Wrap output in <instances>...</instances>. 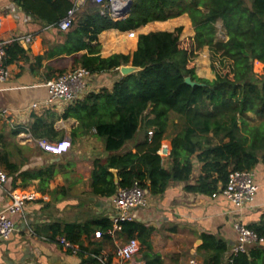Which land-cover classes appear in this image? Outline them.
Listing matches in <instances>:
<instances>
[{
  "label": "trees",
  "instance_id": "16d2710c",
  "mask_svg": "<svg viewBox=\"0 0 264 264\" xmlns=\"http://www.w3.org/2000/svg\"><path fill=\"white\" fill-rule=\"evenodd\" d=\"M21 8L46 26H52L63 40L52 47V53L71 55L85 50L75 63L91 75L116 72L122 65H133L140 70L121 76L111 89L90 92L83 99L68 105L60 114L46 111L32 114L30 130L36 139L56 141L62 137L54 124L60 118H76L75 134L94 130L103 139L104 149L110 152L105 163L95 161L90 186L95 195L113 196L120 187L138 182L151 195L165 192L170 182H188L193 172V158L201 163V172L193 184L185 189L211 196L222 189L233 170L250 171L264 162V0H132L125 18L114 20L93 4L83 12L75 11L70 28L62 31L58 23L75 8L72 0H15ZM187 14L194 28L191 45L183 48L180 35L183 27L173 31H154L138 35L137 49L132 54H100L98 35L108 29L132 31L149 22L164 21ZM226 39H218V22ZM207 47L215 78L199 77L190 63L195 52ZM23 53L17 43L6 47L5 64L14 58L12 51ZM196 54V53H195ZM11 56V58H10ZM9 57V58H8ZM38 61L40 58L37 59ZM216 61H228L222 72ZM263 64L262 76L254 72V62ZM203 85L191 86L186 77ZM179 127L168 132L171 115ZM152 116V117H150ZM145 121L146 131L137 151L118 153L125 143L134 138ZM163 138L171 143V154L162 162L157 149ZM0 165L12 176L18 166L11 162L4 148L0 149ZM112 169L117 171L118 182ZM46 169L27 171L20 176L37 178L53 176ZM116 236L126 240L137 238L149 248L148 238L153 228L136 221H123ZM110 219L53 222L49 240L58 242L63 237L79 244L82 234L99 230L111 239ZM258 237L264 238V213L256 224L250 225ZM78 254L85 251L80 246ZM228 243L212 234H202L203 264H222ZM99 256V250L92 251ZM147 264H163L159 255L146 252ZM227 264H264V243L251 245L246 252L230 256ZM110 264V260H103Z\"/></svg>",
  "mask_w": 264,
  "mask_h": 264
},
{
  "label": "crops",
  "instance_id": "0c3cea01",
  "mask_svg": "<svg viewBox=\"0 0 264 264\" xmlns=\"http://www.w3.org/2000/svg\"><path fill=\"white\" fill-rule=\"evenodd\" d=\"M72 1L78 12L95 4L92 0ZM0 21L1 37L11 40L9 44L17 43L23 51L19 54L16 50L12 51L17 55L6 64L9 77L0 81V107L14 113L11 122L0 120V149L4 148L10 161L18 166L13 175L17 185L15 188H12V176L5 171L8 182L0 186V210L10 202L11 190L35 195L33 200L25 202L22 212L14 215V230L8 240L0 243V264H103V260L119 264L120 259L115 252L119 245L127 241L124 236L118 237L115 233L108 239L96 237L95 233L99 230L90 231L82 234L77 244L85 253L72 254L57 242L49 240L52 231L47 229L53 222L64 225L112 219L115 214L114 195H95L90 186L95 161L105 163L111 155L104 149L103 139L94 130L88 134L73 135L78 120L60 118L54 128L62 137L56 141L66 139L71 147L66 153L55 156L37 147V139L30 130L32 114L42 115L46 111L60 114L71 105L63 101L46 103L48 93L45 83L62 72L80 67L75 59L85 50L71 55H49L52 47L62 42V35L52 26H46L27 14L15 0H0ZM180 26L183 27L181 35L193 37L195 31L187 14L149 22L134 29V37H129L128 31L105 30L98 35L100 54L102 57L115 53L132 54L137 49L139 34L173 31ZM26 37H29V41L25 40ZM202 50L204 59L196 60L195 71L199 77L212 80L215 73L205 59L209 56V50L207 47ZM121 76L119 72L92 74L81 99L90 92L111 89ZM33 104L38 106L33 109ZM146 130L145 121H142L137 136L135 134L133 139L127 141L118 153L136 152L145 134H148ZM163 140L170 142L168 138ZM193 166L188 182H170L165 192L159 195H151L146 190V206L138 209L134 219L153 228L148 238L149 248L141 245L136 256L145 264L148 263L144 256L146 252L159 255L163 264H203L199 250L202 234L216 235L228 243L229 249L222 261V264H227L231 248L237 241L233 222L240 221L249 227L258 223L264 213V162H259L253 169L258 185L254 201L241 209H235L221 194L212 197L187 191L186 184L195 183L201 172V163L195 157ZM39 169L53 172V176L48 179L45 176H20L21 173ZM93 250L100 251L96 258L92 257Z\"/></svg>",
  "mask_w": 264,
  "mask_h": 264
},
{
  "label": "built area",
  "instance_id": "2783aa9c",
  "mask_svg": "<svg viewBox=\"0 0 264 264\" xmlns=\"http://www.w3.org/2000/svg\"><path fill=\"white\" fill-rule=\"evenodd\" d=\"M98 5L103 14H108L114 20L123 19L126 17V9L128 0H92ZM76 8L68 11L58 23V28L62 31L70 28L74 21ZM2 23L0 21V81H4L9 77V70L5 64L6 47L11 40L3 39L1 37ZM129 37L135 36V31H128ZM29 41V37H26ZM91 73L83 68L77 67L66 72L58 74L56 77L50 79L45 83L48 98L46 103L63 101L67 104H73L83 97L87 80ZM38 105L33 104L32 108ZM14 115L13 111L6 107H0V120L11 122V117ZM153 131H148V137L151 138ZM37 147L52 155L59 156L66 153L70 147V141H49L47 139H37L35 141ZM157 154L161 161L164 162L169 159L171 154V143L167 140H161L157 149ZM8 182V177L5 170L0 166V186ZM258 185L253 170L239 171L233 170L229 173L226 185L217 193L212 194L215 197L221 194L226 197L235 209H241L246 205L253 203ZM147 192L140 187L138 182H134L130 187H120L112 198L115 214L113 215L112 228L108 231L111 236H114L116 231H120V223L123 221L134 220L139 208L146 206ZM10 202L6 207L0 210V243L6 241L11 236L14 230L13 217L22 209L27 200L35 198L34 193H22L19 190L9 191ZM233 228L237 235V241L231 248L230 256L238 252H246L248 248L255 243H264V238L258 235L250 228L242 224L240 221L233 222ZM96 237L101 236V232L95 233ZM63 249L72 254H78V245L72 244L63 237L58 238L57 242ZM141 249V244L136 238L127 240L125 243L119 245L116 249V256L120 259L119 264H145L143 261L136 258Z\"/></svg>",
  "mask_w": 264,
  "mask_h": 264
},
{
  "label": "rangeland",
  "instance_id": "374dc122",
  "mask_svg": "<svg viewBox=\"0 0 264 264\" xmlns=\"http://www.w3.org/2000/svg\"><path fill=\"white\" fill-rule=\"evenodd\" d=\"M246 4L249 5L250 4V0H246ZM217 27H218V33H217V38L218 39H225L224 35H222L220 33V31H223L222 30V22L219 21L218 24H217ZM181 37H182V40H181ZM191 38L188 36L184 37V35H180V43H181V46L183 48H188L190 47L191 45ZM206 49V48H205ZM203 50L199 51V52H195L194 55H193V58H190V63L196 67V60H199V59H204L203 58ZM209 65H210V68H211V59H210V54L209 56H207L205 58ZM195 60V61H194ZM216 66L218 67L219 70H221L222 72H226L228 70V61H224L222 63H219L218 61H216ZM212 70V68H211ZM213 71V70H212ZM254 72L256 73L257 76H262L263 74V64L262 63H258L257 61L254 62ZM175 119V116L172 114L171 115V120H170V125H169V128H168V132H174L177 130V127H179V123L177 122V120H174ZM175 125L177 127H175ZM138 133V132H137ZM137 133H136V136H137Z\"/></svg>",
  "mask_w": 264,
  "mask_h": 264
},
{
  "label": "water",
  "instance_id": "95a60500",
  "mask_svg": "<svg viewBox=\"0 0 264 264\" xmlns=\"http://www.w3.org/2000/svg\"><path fill=\"white\" fill-rule=\"evenodd\" d=\"M131 4H132V0H128V6H127V9H126V11H125L126 14L128 13ZM220 33H221L222 35H224V37H225V39H226V36H225L224 31H220ZM139 70H140L139 67H136V66H133V65H130V64H128V65H122V66L119 67V73H120L122 76H126V75H129V74H131V73H135V72H137V71H139ZM185 83H187L188 85H191V86H195V85H203V84H201V83H197V82L193 81V80L191 79V77H189V76L185 78ZM111 171L113 172V174H114V176H115V182L117 183V182H118L117 171H116L115 169H112Z\"/></svg>",
  "mask_w": 264,
  "mask_h": 264
}]
</instances>
